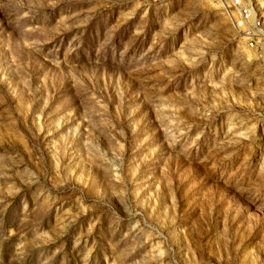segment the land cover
I'll list each match as a JSON object with an SVG mask.
<instances>
[{
    "label": "rangeland",
    "instance_id": "1",
    "mask_svg": "<svg viewBox=\"0 0 264 264\" xmlns=\"http://www.w3.org/2000/svg\"><path fill=\"white\" fill-rule=\"evenodd\" d=\"M227 1L0 0V264H264V0Z\"/></svg>",
    "mask_w": 264,
    "mask_h": 264
},
{
    "label": "built area",
    "instance_id": "2",
    "mask_svg": "<svg viewBox=\"0 0 264 264\" xmlns=\"http://www.w3.org/2000/svg\"><path fill=\"white\" fill-rule=\"evenodd\" d=\"M223 9L232 23L240 28H248L247 31H255L260 26V16L251 11L246 0H228ZM254 43L249 41L248 48L252 49Z\"/></svg>",
    "mask_w": 264,
    "mask_h": 264
}]
</instances>
